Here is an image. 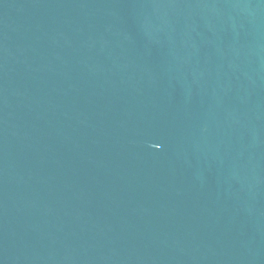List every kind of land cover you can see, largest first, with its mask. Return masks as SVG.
I'll use <instances>...</instances> for the list:
<instances>
[{
    "label": "water",
    "instance_id": "95a60500",
    "mask_svg": "<svg viewBox=\"0 0 264 264\" xmlns=\"http://www.w3.org/2000/svg\"><path fill=\"white\" fill-rule=\"evenodd\" d=\"M0 264H264V0H0Z\"/></svg>",
    "mask_w": 264,
    "mask_h": 264
}]
</instances>
